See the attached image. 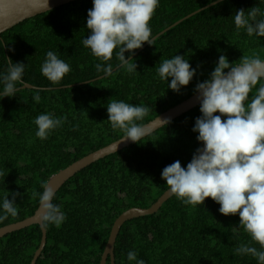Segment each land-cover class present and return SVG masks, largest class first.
<instances>
[{"label":"trees","instance_id":"16d2710c","mask_svg":"<svg viewBox=\"0 0 264 264\" xmlns=\"http://www.w3.org/2000/svg\"><path fill=\"white\" fill-rule=\"evenodd\" d=\"M208 6L209 0H159L150 21L155 37L184 21L132 59L137 71L121 69L102 79L95 69L97 59L82 45L92 0L69 3L2 34L6 47L0 45V70L7 58L27 66L24 83L18 85L21 90L0 101V170L5 173L0 177V197L7 191L21 194L16 198L18 215L0 223V229L32 217L39 208L33 193L42 191L54 175L123 137L108 122L111 99L150 106L142 121L147 125L195 95L196 84L209 78L219 55H226L230 63L253 53L264 59V38L237 35L231 18L238 9L260 6L259 0H225L203 10ZM49 50L71 67L57 85L40 72ZM177 54L197 68L196 77L179 93L167 89L155 73L162 59ZM110 63L115 66V56ZM25 84L37 89H24ZM36 94L41 96L38 103L33 101ZM199 109L72 177L55 201L67 219L60 228H47V245L37 264H100L115 221L129 209L154 205L168 191L162 170L177 160L186 167L201 147L192 131ZM48 112L67 119L42 141L35 136L33 120ZM219 207L211 198L203 205L186 206L174 196L156 214L124 224L115 245V264H128L130 250L145 264H257L251 257L235 255V237L245 242L248 238L232 233L239 216H224ZM41 240L38 225L0 239V264H31Z\"/></svg>","mask_w":264,"mask_h":264},{"label":"clouds","instance_id":"9594fccd","mask_svg":"<svg viewBox=\"0 0 264 264\" xmlns=\"http://www.w3.org/2000/svg\"><path fill=\"white\" fill-rule=\"evenodd\" d=\"M259 2L260 6L234 12L231 18L237 35L243 32L249 38H264V0ZM92 3L86 20L88 33L82 45L97 59L96 72L103 74L101 78H108L113 76L114 69L137 71L132 60L136 50L145 43L155 44L150 21L159 0H92ZM221 3L223 0H209L210 7ZM44 5L49 8L48 0H44ZM0 45L6 47L2 41ZM114 56L115 66L110 63ZM26 66L7 58L5 68L0 70V101L15 97L21 90L18 85L24 83ZM70 71V64L56 51L46 52L40 72L51 84H60ZM155 73L167 89L179 93L196 77L197 68L191 66L188 58L177 54L162 59ZM194 92L200 101L201 116L195 120L192 131L198 134L201 147L186 167L177 160L162 170L161 178L166 181L169 194L186 206L203 205L211 198L220 205L219 212L224 216L238 215L239 226L233 227L232 233L242 232L248 239L245 242L235 237L238 241L235 255L264 264V59L253 53L230 63L221 54L209 78L198 82ZM40 100L39 94L33 96L34 102ZM150 111V106L143 103L134 105L115 98L109 101L111 129L123 133L119 143H140L149 135L142 121ZM66 119L50 112L39 114L33 120L35 136L46 140ZM4 175L0 170V177ZM20 195L7 191L0 197V223L18 215L16 198ZM33 198L38 200L42 228H60L67 216L55 202L56 190L45 183L42 191L33 193ZM127 262L145 264L134 250L127 252Z\"/></svg>","mask_w":264,"mask_h":264},{"label":"water","instance_id":"95a60500","mask_svg":"<svg viewBox=\"0 0 264 264\" xmlns=\"http://www.w3.org/2000/svg\"><path fill=\"white\" fill-rule=\"evenodd\" d=\"M75 1H78V0H48L49 8L45 9L44 0H0V37L5 32L13 29L14 27L20 25L21 23H23L24 21L28 19L34 18L38 15L52 11L54 9L65 6ZM209 7L210 6L204 8L203 10L208 9ZM195 14L190 15L187 18H190L194 16ZM183 21L184 20L177 22L171 28H173L174 26H177ZM171 28L167 29L166 31L156 36V39L160 35L169 31ZM147 46H149V44L144 45L143 48H141L138 52H136L135 56H133L132 59L138 56ZM115 71L116 70H114V72ZM99 79H102V78H99ZM23 88L24 89H37L29 84H25ZM198 106H200V101L198 99V95L195 94L188 100L181 103L180 105H177L176 107L168 110L167 112L163 113L158 118H156L155 120L145 125L149 132V135H147L146 137L152 135L159 129L168 125L169 123L181 117L182 115L192 111ZM217 115H220V114L218 113ZM119 141L120 140L84 157L83 159L75 162L68 168L60 171L58 174L54 175L49 180L48 184H50L51 187H53L56 190V194H57L60 191V189L72 177H74L77 173H79L83 169L89 167L91 164L95 162H98L99 160H102L110 155L116 154L122 151L123 149L136 144L131 141H124L121 143H119ZM173 197H174L173 195H170L169 192L166 191L159 198V200L148 209L132 208V209L125 211L115 221L112 227L111 234H110V237L106 245V249L104 251L100 264H108L109 259H110L111 264H115V245H116L117 238L120 234V231L125 223L131 220H134V219L147 217V216L156 214L163 207V205L166 204ZM41 223L42 222L40 219V210L38 208V210L32 217H29L25 219L24 221L11 224V225L1 228L0 229V239L8 236L9 234L24 230L34 225L40 226L41 231H42V240L40 243V247L35 252L34 258L31 262V264H37V261L41 257L47 245V229L42 228Z\"/></svg>","mask_w":264,"mask_h":264}]
</instances>
